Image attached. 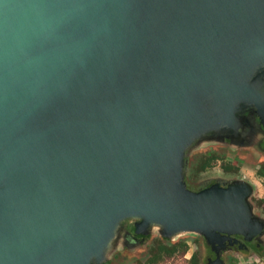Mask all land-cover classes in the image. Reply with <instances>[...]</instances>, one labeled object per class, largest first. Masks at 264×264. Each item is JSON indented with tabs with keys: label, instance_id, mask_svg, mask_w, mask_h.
Returning a JSON list of instances; mask_svg holds the SVG:
<instances>
[{
	"label": "water",
	"instance_id": "water-1",
	"mask_svg": "<svg viewBox=\"0 0 264 264\" xmlns=\"http://www.w3.org/2000/svg\"><path fill=\"white\" fill-rule=\"evenodd\" d=\"M263 69L264 0H0V264H106L129 221L210 264L260 239L254 185L185 163L262 109Z\"/></svg>",
	"mask_w": 264,
	"mask_h": 264
},
{
	"label": "rangeland",
	"instance_id": "rangeland-1",
	"mask_svg": "<svg viewBox=\"0 0 264 264\" xmlns=\"http://www.w3.org/2000/svg\"><path fill=\"white\" fill-rule=\"evenodd\" d=\"M205 140L202 142L201 146L195 147L190 153V158H193L195 162L194 166V178L192 179V184L194 187L199 188L202 186L204 182H206L207 178H213L211 176H221L224 177L226 180H233L238 181L241 179L248 180V176L251 175L250 173L254 170L256 166V160L258 157V153H260L261 150H256V154L253 155L254 160L250 161H242L239 160L238 157H249L250 154L246 153L247 150L250 149L247 144L246 146H240L242 150L245 151L243 154H236L238 150L237 147L234 146V149H231V144L221 142L219 140L215 141H207ZM254 142V139L251 140V143ZM212 154H216L219 156L220 160L207 170L205 173H197L198 169V163L207 156H210ZM237 155H239L237 157ZM234 160V162L240 163L241 171L236 172L234 175L235 177L231 178V176H224V174L228 172H224L223 164L227 162H231V160ZM231 173V172H229ZM252 177V176H251ZM250 177V178H251ZM252 179H249L250 183H252L255 187L256 194L251 196L250 200L253 204V206L256 209V213L259 216H264V206H259L257 204L259 196H262L261 198H264V187L260 186L259 184L256 185L252 182ZM131 222V221H130ZM126 229V228H125ZM161 237V234L158 232L157 229H155L153 232H151V237L149 240L145 242H141L140 244L131 243V245H126V240L120 239L117 242V248L114 250V252L111 254L110 264H148L147 260L150 257L151 250H150V244L154 238ZM264 241V235L261 237ZM164 243L159 239H156L153 244L155 243ZM170 244L180 243L184 242L188 245L187 251H180L174 255L171 256H165L160 261H158L156 264H189L191 256L196 253L198 255L199 264H208V258L210 257V249L204 240V238L200 235L190 234V233H183L179 234L178 236L170 239ZM126 246V247H125ZM237 252L236 251H229L225 254H221V259L223 260L224 264H231L233 261L237 262ZM246 255V254H245ZM226 262V263H225ZM239 264H259L258 262H254V259H250L248 263L242 262Z\"/></svg>",
	"mask_w": 264,
	"mask_h": 264
},
{
	"label": "flooded vegetation",
	"instance_id": "flooded-vegetation-1",
	"mask_svg": "<svg viewBox=\"0 0 264 264\" xmlns=\"http://www.w3.org/2000/svg\"><path fill=\"white\" fill-rule=\"evenodd\" d=\"M263 71L264 69L261 72ZM260 79H261V90L263 93L262 109L260 110V109H257L256 107L243 105L237 113V116L240 121L239 126L236 128H232L231 131L221 132L217 134L216 136L218 137L219 141L231 144V149H234V146H236L237 147L236 149L238 150L236 154L245 153V151L242 150L240 146L242 145L246 146L247 144H249L248 146L250 147V149L247 150L248 152H246L250 154L249 157H242V156L237 155V157L239 156L238 157L239 160H242L245 162L246 160L253 161L255 158L253 157V155L256 154L255 153L256 150H261L260 153H258V157L256 160V166L254 170L250 173L251 175L248 176L249 177L248 180L253 178L252 182L254 184L256 185L259 184L261 187L262 186L264 187V75H261ZM252 139H254L253 143H251ZM219 160L220 158L218 156V159L214 161V163L218 162ZM214 163L210 167H207L204 170H198L197 173L207 172V170L210 169L214 165ZM194 166H195V162L193 158H190V156L188 155L187 161L185 163V182H186L187 187L192 191L198 192L208 187H211L215 184H219L223 187H226L230 183L233 182V180L229 181V180H226L224 177L222 178L221 176H211L213 178H207L208 180L204 182L201 187L196 188L192 184V179L194 178V175H195ZM188 168L189 170L187 171ZM223 168L225 170L224 172H228L224 174V176L228 175V176H231V178L235 177L234 175L236 174V172L241 171L240 163L234 162L233 159L231 160V162L224 163ZM262 199L264 198L260 197L257 200V204L259 206L261 205L264 206ZM125 228L129 232L128 238L131 241H134V239H138V241L145 242L149 240L151 237V233H148V234L138 233L137 234L136 226L134 222H130V221L127 222L125 225ZM156 239L161 240L162 242H164V244H170L169 242L170 239L161 235V237H158V238L156 237L152 240L150 244V250L152 246L156 244V243L153 244ZM232 239L233 241L234 239H236L237 243H235L234 245H230L229 241H226L225 248L223 249L221 253L223 255L229 251H236L238 253L237 262L235 263L233 261L232 264H239L242 262L248 263L250 259H254V262H258V263L264 261V256H262L259 252L261 248L264 249V241L262 240V238L259 239L257 237H254L251 241H246L242 235H232ZM204 240L206 241L205 238ZM240 245H242V249L240 248ZM208 247L210 249V257L208 258V264H210L211 261L216 259L217 255H216V252L209 245ZM106 264H110V261H107ZM229 264H231V262H229Z\"/></svg>",
	"mask_w": 264,
	"mask_h": 264
},
{
	"label": "trees",
	"instance_id": "trees-1",
	"mask_svg": "<svg viewBox=\"0 0 264 264\" xmlns=\"http://www.w3.org/2000/svg\"><path fill=\"white\" fill-rule=\"evenodd\" d=\"M217 159H218V156L216 154H212L210 156H207L206 158H203L198 163V169L204 170L207 167H210L214 163V161H216ZM186 161H187V156H186ZM188 170L189 168L187 169V171ZM262 202L264 203V199H262ZM187 250H188V245L187 243H184V242L175 243V244H164V243L157 242L151 248V254H150L149 259L147 260V263L156 264L158 261H160L165 256H171L180 251H187ZM259 252L262 256H264L263 248H261ZM189 264H199L198 255L196 253H194L191 256Z\"/></svg>",
	"mask_w": 264,
	"mask_h": 264
},
{
	"label": "crops",
	"instance_id": "crops-1",
	"mask_svg": "<svg viewBox=\"0 0 264 264\" xmlns=\"http://www.w3.org/2000/svg\"><path fill=\"white\" fill-rule=\"evenodd\" d=\"M259 197H262V196H259ZM259 264H264V261L260 262Z\"/></svg>",
	"mask_w": 264,
	"mask_h": 264
}]
</instances>
